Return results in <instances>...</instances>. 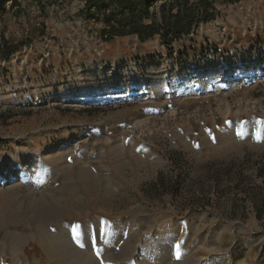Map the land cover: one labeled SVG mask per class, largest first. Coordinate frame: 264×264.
I'll return each mask as SVG.
<instances>
[{
  "label": "rangeland",
  "instance_id": "rangeland-1",
  "mask_svg": "<svg viewBox=\"0 0 264 264\" xmlns=\"http://www.w3.org/2000/svg\"><path fill=\"white\" fill-rule=\"evenodd\" d=\"M88 1L0 0V264H264V0L172 44Z\"/></svg>",
  "mask_w": 264,
  "mask_h": 264
},
{
  "label": "trees",
  "instance_id": "trees-1",
  "mask_svg": "<svg viewBox=\"0 0 264 264\" xmlns=\"http://www.w3.org/2000/svg\"><path fill=\"white\" fill-rule=\"evenodd\" d=\"M208 5L209 0L196 3L189 0H89L85 19L102 25L99 36L107 43L125 36H134L144 43L159 35L167 44H172L179 37L189 35L200 23L215 18ZM16 50L2 37L0 57L8 58Z\"/></svg>",
  "mask_w": 264,
  "mask_h": 264
},
{
  "label": "bare ground",
  "instance_id": "bare-ground-1",
  "mask_svg": "<svg viewBox=\"0 0 264 264\" xmlns=\"http://www.w3.org/2000/svg\"><path fill=\"white\" fill-rule=\"evenodd\" d=\"M22 175H23V173H21ZM41 232H43V230L41 231ZM58 233L60 232L59 230L57 231ZM41 236V235H40ZM48 236H54L53 234L52 235H50V234H48ZM39 239H41V238H39ZM56 239V238H55ZM54 242V241H53ZM58 246V244L56 245V247ZM91 258V257H90ZM93 260V259H92Z\"/></svg>",
  "mask_w": 264,
  "mask_h": 264
},
{
  "label": "crops",
  "instance_id": "crops-1",
  "mask_svg": "<svg viewBox=\"0 0 264 264\" xmlns=\"http://www.w3.org/2000/svg\"><path fill=\"white\" fill-rule=\"evenodd\" d=\"M118 38L125 39V38H127V36H125V37H118Z\"/></svg>",
  "mask_w": 264,
  "mask_h": 264
}]
</instances>
